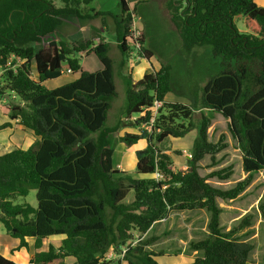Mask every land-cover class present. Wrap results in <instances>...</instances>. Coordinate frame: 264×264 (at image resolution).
<instances>
[{
  "label": "trees",
  "instance_id": "obj_1",
  "mask_svg": "<svg viewBox=\"0 0 264 264\" xmlns=\"http://www.w3.org/2000/svg\"><path fill=\"white\" fill-rule=\"evenodd\" d=\"M96 0H0V65L15 55L22 63L2 76L15 101L9 105L8 121L0 131L16 123L32 133L35 141L25 149L13 148L0 154V223L17 241L13 249L34 252L30 264H112L104 261L110 249L117 251L133 238L146 235L153 224L170 211L205 209L209 218L207 235L191 241L188 249L199 252L191 264H248L252 245L240 241L241 227L223 231L220 226L222 201L237 199L250 185L253 174L264 171V7L255 0H167L166 9L185 53L208 46L218 61L219 71L201 88L200 119L193 123L194 106L169 102L171 66L159 67L133 80L126 75L125 119L105 126L117 96L110 43L86 41L69 47L54 35L67 22L111 16L115 41L125 59L139 43L140 56L153 54L145 48L144 35L134 36L132 11L119 0L120 14L89 9ZM58 2L60 5H57ZM246 32H239L236 21ZM93 55L100 68L89 72L80 65L79 53ZM37 80L31 77V63ZM66 64L77 77L49 89L45 81L62 75ZM14 64V63H12ZM154 102H159L154 121ZM203 109L219 113L241 155L245 177L229 189H219L208 178H229L227 169L200 176L198 162L209 155L212 162L226 148L224 136L207 139L210 117ZM132 119L138 134L125 133L118 143L135 149V173L139 178L113 168L114 136ZM195 130L187 169L175 171L170 155L157 144L166 138H181ZM36 192L37 207L14 204L15 197ZM129 193L131 200L127 201ZM264 218V202L258 205ZM64 236L58 247L49 237ZM153 239H142L126 251L125 264H158L148 249ZM43 245L46 250H40ZM66 259H72L71 263ZM0 264H16L0 254ZM120 264V262L116 263Z\"/></svg>",
  "mask_w": 264,
  "mask_h": 264
},
{
  "label": "rangeland",
  "instance_id": "obj_2",
  "mask_svg": "<svg viewBox=\"0 0 264 264\" xmlns=\"http://www.w3.org/2000/svg\"><path fill=\"white\" fill-rule=\"evenodd\" d=\"M132 10L133 32L138 38L144 35L145 48L153 56L146 60L140 56L138 47L130 42L131 50L124 59L117 48L115 41V25L111 16H97L92 19H84L80 22H67L56 31L54 37L62 40L69 47H77L86 41L99 43L106 41L110 43L109 55L113 60L114 80L116 84L117 96L111 104L105 126H115L120 120L125 119L126 106V75L130 74L133 80H139L143 75L154 71L159 67L158 62L168 63L171 66V92L167 96V101L194 106L193 123L197 125L200 119L199 96L201 88L205 82L219 71L218 61L213 59L208 46L195 47L190 54L184 52L179 35L170 20V15L166 9L167 0H125ZM264 7V0H255ZM57 5H60L56 2ZM99 11H106L114 16H119V0H96L85 8L89 12L90 8ZM236 27L239 32H246L243 21L237 20ZM82 56L80 65L84 70L92 72L100 67V64L93 55L79 53ZM66 64H62V69ZM31 77L37 80L34 63H31ZM77 74H67L64 72L60 77L44 82L49 88H55L74 80ZM15 99L5 88V79L0 75V123L8 121L9 105ZM205 116L210 117V126L207 129V139L216 142L220 135L224 136L226 148L215 155L214 161L209 155L203 157L198 162L197 172L200 176H207L209 173L227 169L229 178L220 180L216 177L208 178L207 182L212 186L225 190L233 187L246 175L241 168V155L235 141L231 138L227 123L219 113L202 110ZM133 118L123 122L124 129L119 130L114 136L115 149L113 154V168L118 172H124L133 178H139L135 173V157L122 143H118L119 136L125 133L138 134L139 128L132 122ZM142 129L149 131L142 126ZM196 136L193 130L181 138H166L157 144L158 149L171 156L175 171L184 172L187 169V159L191 152L192 141ZM35 141L32 133L22 126L14 123L12 127L0 131V154L13 148H28ZM143 141L137 144V148H142ZM36 192L30 190L26 197L17 196L13 200L14 204L27 203L36 208ZM129 193L127 201L131 200ZM264 202V171L253 174V179L246 190L235 200L222 201L217 199V204L222 209L220 215V226L223 231L232 228L238 229L235 236L243 242L252 245V250L248 256V264H264V218L258 211V205ZM209 214L205 209L170 211L167 217L152 227L150 233L144 239H153L148 249L154 251H181L188 256H198L200 253L188 249L191 241H199L207 235V220ZM55 237V236H53ZM52 239V240H51ZM160 240V241H158ZM46 243L58 247L57 238L49 237ZM158 243L157 246H152ZM8 246H13L11 253H14V246L17 241L8 236L0 223V253L6 252ZM30 250V249H29ZM111 250V249H110ZM112 255H114L112 253ZM160 260V259H159Z\"/></svg>",
  "mask_w": 264,
  "mask_h": 264
},
{
  "label": "crops",
  "instance_id": "obj_3",
  "mask_svg": "<svg viewBox=\"0 0 264 264\" xmlns=\"http://www.w3.org/2000/svg\"><path fill=\"white\" fill-rule=\"evenodd\" d=\"M99 68H97V69H99ZM157 69H158V67L155 68L154 70H157ZM167 96H166V100H167ZM194 138H195V135H194ZM136 146H137V144L135 146H133V150H129V152L131 154H134V150L135 149H143L144 144H143L142 148H137ZM134 157H135V155H134ZM187 211H189V210H187ZM157 223H155V224H157ZM155 224H153L152 227ZM152 227L148 230V232L146 234L150 233V231L152 230ZM52 238H57V241L60 244V241L64 238V236H55V237H52ZM158 241H160V240H158ZM28 244H29V249H30L29 251H26L24 248H22V249H20L18 251H14L13 250L14 253H11V251H12L11 247H13V246H8L7 249H6V252H4L2 254L0 253V254L2 256L6 257L7 259H10V260L14 261L16 264H30L29 263V259L31 257V253L34 252L33 240L29 239L28 240ZM157 245H158V243H156V244H154L152 246H157ZM14 247H16V246H14ZM46 249H47V246L43 245L40 250L44 251ZM149 250H151V251H153L155 253H162L161 255H158V256L154 257V259L156 260V262L158 264H191L193 259L196 257V256H194V257L193 256H188L184 252H181L179 250L178 251H172V252H168L169 250H166V251H154L153 249H149ZM109 252H111V250H109L108 253ZM193 254L194 255L196 254L195 251L193 252ZM66 262L71 263L72 259H66ZM120 264H125V263L121 262Z\"/></svg>",
  "mask_w": 264,
  "mask_h": 264
},
{
  "label": "built area",
  "instance_id": "obj_4",
  "mask_svg": "<svg viewBox=\"0 0 264 264\" xmlns=\"http://www.w3.org/2000/svg\"><path fill=\"white\" fill-rule=\"evenodd\" d=\"M134 36H135V34H134ZM134 46L139 48L140 44L136 43ZM12 63H14V64H12ZM21 63H22V59L20 57L15 56V55H11L6 60V63L4 66L0 65V75L3 74L8 68L15 70V68L18 67ZM64 72L67 74L71 73V71L68 68H65L64 70H62V74H64ZM159 106H160L159 102H154L153 117L150 119L149 124L147 125V126H149V129H150V127L154 121V117L156 116V109ZM147 126H145V127L147 128ZM188 157H190V155ZM144 237H145V235L140 237L139 235L134 234L133 238L130 239L129 241H127L124 245H122L117 251H114L111 249V252L106 254L104 261H108V262L112 261V264H116L118 262L121 263L126 251H128L129 249L134 247L138 243V241L144 239ZM112 253L114 255H112Z\"/></svg>",
  "mask_w": 264,
  "mask_h": 264
}]
</instances>
